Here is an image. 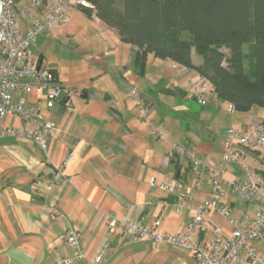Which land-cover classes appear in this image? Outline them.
Segmentation results:
<instances>
[{
  "label": "crops",
  "instance_id": "0c3cea01",
  "mask_svg": "<svg viewBox=\"0 0 264 264\" xmlns=\"http://www.w3.org/2000/svg\"><path fill=\"white\" fill-rule=\"evenodd\" d=\"M16 8L24 32L33 9L25 0ZM28 48L51 72L50 86L62 91L51 107L46 105L48 90L13 92L12 101L36 105L40 117L9 113L1 122L19 133L0 137V264H58V258L73 256L74 248L63 238L70 230L78 233L82 252L70 264H196L185 249L131 237L121 225L110 232L106 222L150 225L159 219L161 230L182 231L209 189L208 181L195 188L190 162L172 145L187 143L200 160L216 165L225 145L226 129L219 132L220 123L235 110L230 112L229 103L212 92L204 106L186 99L188 75L179 74L170 59L149 54L138 74L136 47L122 42L86 8H74L64 24L37 36ZM191 57L194 64L202 63L192 50ZM135 92L145 115L135 104ZM234 117L242 127L264 122L260 116L242 122ZM144 118L163 135L152 134ZM37 123L55 127L45 149L25 135ZM244 162L264 175V164L255 156L246 155ZM57 166L67 182L48 188ZM232 169L226 176L238 178L239 167ZM151 178L175 181L192 192L194 208H182L175 194L150 185ZM225 201L235 216L254 214V208L245 213L234 196ZM53 212L59 217L52 218ZM213 217L229 229L224 218Z\"/></svg>",
  "mask_w": 264,
  "mask_h": 264
},
{
  "label": "built area",
  "instance_id": "2783aa9c",
  "mask_svg": "<svg viewBox=\"0 0 264 264\" xmlns=\"http://www.w3.org/2000/svg\"><path fill=\"white\" fill-rule=\"evenodd\" d=\"M19 0H0V137L16 135L19 132L2 125L4 117L13 113L21 118L40 117L36 105H25L23 99L12 101V93L47 92V107H51L60 95V86H50L51 72L40 66L38 57L29 50V44L37 36L48 34L56 26L64 24L74 8H90L93 5L87 0H25L33 12L26 17V29L21 31L20 15L16 3ZM179 69V74L188 75L186 99L204 106L208 103L211 93L206 78L192 70L172 62ZM177 85L175 80L172 81ZM71 94L69 89L65 90ZM135 104L142 107L144 115L147 110L139 94L133 97ZM228 110L234 111L229 104ZM152 134L162 136L163 131L156 128L152 121L146 118ZM55 131L50 123H37L25 135L36 142L41 148L47 146L49 136ZM224 149L216 165L200 160L194 147L178 142L172 145V150L190 162L195 175V188L208 181V198L194 208V194L184 189L175 181L156 182L150 179V185L162 191L176 195L182 208L194 212L186 227L177 233L161 230L159 219L150 225L141 221L120 224L113 218H108L106 225L113 231L116 225H121L129 236L153 243L185 249L191 252L196 264H264V175L244 162L246 155H253L264 164V122L253 120L243 127H229L225 131ZM239 167V177L229 179L226 174L233 167ZM66 176L60 166L55 168L54 176L47 186L64 185ZM234 196L246 205L254 207L252 216L241 214L235 216L225 199ZM224 218L229 229L220 225L214 215ZM52 218H58L57 212ZM78 233L67 231L63 234L66 243L74 248L72 257L58 258V264H70L73 259L80 258L81 249L77 241ZM100 257H97L98 261Z\"/></svg>",
  "mask_w": 264,
  "mask_h": 264
},
{
  "label": "trees",
  "instance_id": "16d2710c",
  "mask_svg": "<svg viewBox=\"0 0 264 264\" xmlns=\"http://www.w3.org/2000/svg\"><path fill=\"white\" fill-rule=\"evenodd\" d=\"M87 1L93 5L88 14L136 47L138 74L149 54L170 59L206 78L216 98L234 110L264 108V0ZM192 47L202 57L199 65Z\"/></svg>",
  "mask_w": 264,
  "mask_h": 264
},
{
  "label": "rangeland",
  "instance_id": "374dc122",
  "mask_svg": "<svg viewBox=\"0 0 264 264\" xmlns=\"http://www.w3.org/2000/svg\"><path fill=\"white\" fill-rule=\"evenodd\" d=\"M187 34L186 33H184V35H183V37L184 38H187ZM226 55H228V49H226L225 47H222V49H221ZM192 53L193 54H197V56H200L197 52H196V50H195V48L194 47H192ZM250 110V111H249ZM248 111H246V112H241V111H234L232 114L231 113H225L224 114V119H223V122H221L220 124H222V123H224V126H222V128H220L219 129V132H222V130H223V127H224V129H227V128H229V127H242L240 124H234L235 122H234V116H239L241 119L239 120V122H242V120L243 119H246L247 121L249 120V119H251L252 117H256V116H260L261 118H264V108H261V107H258V106H253V107H251V109H249ZM230 119L231 120H233V122L232 121H230ZM249 123V122H248ZM248 125V124H247ZM219 127V126H218ZM252 165L253 164H258V163H256V162H250ZM234 198H236V202H238V204L242 207V208H244V210H245V213H252V209L254 208V207H252V206H249V205H246L244 202H242V200H240V199H238L237 197H234Z\"/></svg>",
  "mask_w": 264,
  "mask_h": 264
}]
</instances>
